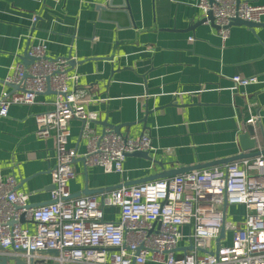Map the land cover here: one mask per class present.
Instances as JSON below:
<instances>
[{
	"label": "crops",
	"instance_id": "1",
	"mask_svg": "<svg viewBox=\"0 0 264 264\" xmlns=\"http://www.w3.org/2000/svg\"><path fill=\"white\" fill-rule=\"evenodd\" d=\"M245 1L264 5V0ZM199 2L0 0V81L17 64L29 66L31 48L44 43L49 57L70 60L80 95L99 100L88 107L97 120L86 126L72 120L71 149L82 156L89 136L119 126L127 138H151V159L128 156L123 173H106L78 158L69 182L73 196L87 188L109 190L88 195L100 198L163 172L248 154L240 137L256 123L264 148V22L255 30L233 25L224 44L213 24L199 23L206 17ZM235 76L257 77L260 83L233 89ZM51 95L13 105L0 117V176H13L34 207L49 203L53 189L55 141L35 133V117L51 109ZM224 211L226 226L245 223V206L227 204ZM106 214L108 220L119 218L114 208ZM23 227L35 231L31 222ZM232 241L233 231L226 227L222 243Z\"/></svg>",
	"mask_w": 264,
	"mask_h": 264
},
{
	"label": "built area",
	"instance_id": "2",
	"mask_svg": "<svg viewBox=\"0 0 264 264\" xmlns=\"http://www.w3.org/2000/svg\"><path fill=\"white\" fill-rule=\"evenodd\" d=\"M199 8L205 16L212 12L224 44L235 20L264 22V5L245 0H200ZM29 57V66L17 64L0 81V117L13 105L35 104L39 96L52 94L51 109L35 117V133L55 141L53 189L49 203L31 207L30 194L18 191L16 179L0 176V257L12 258L7 264H264V155L123 184L100 198L74 197L69 182L78 158L106 173H123L128 155L151 152V138H127L108 129L89 136L80 156L68 145L71 122L86 126L97 120L88 107L99 100L80 95L79 77L69 73L70 60L49 57L44 43L33 46ZM232 81L233 89L260 83L257 77L235 76ZM226 204L246 207L242 226H226ZM113 208L119 218L106 219V210ZM23 222L33 223L35 231ZM226 227L233 231L230 245L217 241Z\"/></svg>",
	"mask_w": 264,
	"mask_h": 264
},
{
	"label": "water",
	"instance_id": "3",
	"mask_svg": "<svg viewBox=\"0 0 264 264\" xmlns=\"http://www.w3.org/2000/svg\"><path fill=\"white\" fill-rule=\"evenodd\" d=\"M211 3L213 2V0H209ZM205 22H210L211 24H213L215 27V21H214V17L212 12H209L206 17L200 21L199 23H205ZM233 25H244L247 26L249 28H252L253 30H255V28L259 27L260 24H253V23H249V22H244L241 20H235L233 22ZM217 28V27H216ZM30 60H33L31 57H28ZM259 126L258 123H256L255 125H249L246 126V133H244L243 135H241L240 139H241V143L243 144V151H249L250 153L248 154H240L239 156H236L234 158H230V159H226V160H221L218 162H214L212 164H207L204 166H197L194 168H188V169H182V170H173V171H167V172H163L162 174H158V175H154V176H150L147 178H144L142 180H139L138 182H133V183H129V184H125L127 186H132V185H137V184H143V183H147V182H152L155 181L157 179H167L176 175H180V174H184V173H188V172H192V171H196V170H201V169H205L208 167H215L218 166L219 164H229L231 162H235V161H239V160H243V159H252V158H256L258 156L264 155V148H260L259 146V136H256V132H255V128H257ZM116 133L120 134L121 132V127H114L112 128ZM252 137V138H251ZM252 139V140H251ZM128 156H137V157H142V158H148L151 159L149 157V153L148 152H135L133 154H130ZM121 186H118L116 188H112L111 190L117 189ZM105 191H109V190H89V188H87L84 192L77 194V196L74 197H80L82 195H93V194H97V193H104ZM227 206V204L225 205V207ZM31 207H34L31 205ZM22 221H24L22 219ZM225 236V229L222 230L220 238L217 240L218 243H220V241L224 238ZM193 246L190 247V249H192ZM1 250V247H0ZM49 253H56L55 251H49ZM10 260H12V258L9 257H0V264H7ZM17 261L19 262V260L17 259Z\"/></svg>",
	"mask_w": 264,
	"mask_h": 264
},
{
	"label": "rangeland",
	"instance_id": "4",
	"mask_svg": "<svg viewBox=\"0 0 264 264\" xmlns=\"http://www.w3.org/2000/svg\"><path fill=\"white\" fill-rule=\"evenodd\" d=\"M56 264H58V263H56Z\"/></svg>",
	"mask_w": 264,
	"mask_h": 264
}]
</instances>
